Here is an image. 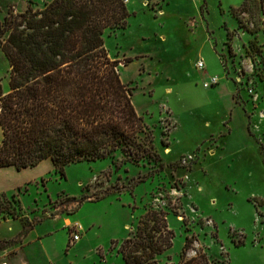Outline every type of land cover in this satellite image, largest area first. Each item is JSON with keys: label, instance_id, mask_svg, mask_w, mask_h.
<instances>
[{"label": "rangeland", "instance_id": "1", "mask_svg": "<svg viewBox=\"0 0 264 264\" xmlns=\"http://www.w3.org/2000/svg\"><path fill=\"white\" fill-rule=\"evenodd\" d=\"M51 1L0 0V20ZM244 1L126 4L128 25L107 28L105 46L160 160L133 163L117 153L70 163L65 177L50 160L0 169L8 190L19 186L0 199V217L19 213L23 227L19 238L0 241V252L14 256L37 242L26 251L35 264H48L49 254L56 264H125L119 246L155 210L174 231L159 264H179L188 236L190 256L264 264V4ZM10 70L0 47L5 93ZM213 76L218 82L204 86Z\"/></svg>", "mask_w": 264, "mask_h": 264}, {"label": "trees", "instance_id": "2", "mask_svg": "<svg viewBox=\"0 0 264 264\" xmlns=\"http://www.w3.org/2000/svg\"><path fill=\"white\" fill-rule=\"evenodd\" d=\"M129 17L123 0H52L0 20V47L11 67L9 91L0 83V167L23 170L51 160L65 177L70 163L117 153L133 163L160 160L105 46L104 31L125 28ZM173 238L165 215L153 210L118 251L125 264H159ZM192 244L188 236L179 264H213L206 253L190 256Z\"/></svg>", "mask_w": 264, "mask_h": 264}, {"label": "crops", "instance_id": "3", "mask_svg": "<svg viewBox=\"0 0 264 264\" xmlns=\"http://www.w3.org/2000/svg\"><path fill=\"white\" fill-rule=\"evenodd\" d=\"M131 1H133V0H131ZM2 139H3V130H2V127L0 125V142L2 141ZM46 161H49V160L43 161L40 164V166L39 165L38 166L39 167L43 166V164H45ZM38 166L33 167V168H26V169H35ZM49 166L50 165H48V167ZM10 167L16 169L13 166H10ZM10 167H0V169H2V168H10ZM26 169H23V170H26ZM23 170H17V171L20 172V171H23ZM18 187L19 186L15 187L13 190H8V188L3 183L0 182V195L3 194V193L14 192ZM79 224L81 225L82 228H84V223L79 222ZM15 225H20L18 218H13L12 217V218H7V219L0 220V241L6 240V239H17V238L20 237V234L22 232V228L23 227H22V225H20L21 228L19 229L18 233H16L14 229L11 230V228H13ZM33 229L34 228H32L31 231H29L28 235L26 236V239H28V241L34 240V239L29 237V234L32 232ZM7 231L10 232V233H8ZM86 233L87 232H85V234ZM37 238H38V236H37ZM82 239L80 238L78 240V243L82 242ZM34 243H37V242H34ZM34 243H32V244H34ZM32 244H30L29 246H31ZM29 246L26 248V251L29 249ZM26 251L23 252V253L20 252V253L14 254V256L11 255L10 253H7V252L6 253L5 252H0V261L2 259H9V260L17 261L16 264H35L34 260L29 256V254H27ZM47 261H48V264H56V262L53 260V258L51 257L50 254L48 256V260Z\"/></svg>", "mask_w": 264, "mask_h": 264}, {"label": "built area", "instance_id": "4", "mask_svg": "<svg viewBox=\"0 0 264 264\" xmlns=\"http://www.w3.org/2000/svg\"><path fill=\"white\" fill-rule=\"evenodd\" d=\"M123 1H124L125 4H127V3H129L131 0H123ZM197 65H198V67L202 68V67L204 66V62L200 60V61L197 63ZM217 82H218L217 77L213 76V77H211L208 81H206V82L204 83V86H213V85L216 84ZM74 239H75L76 241H78V240L80 239V235H79L78 233H75V235H74Z\"/></svg>", "mask_w": 264, "mask_h": 264}, {"label": "bare ground", "instance_id": "5", "mask_svg": "<svg viewBox=\"0 0 264 264\" xmlns=\"http://www.w3.org/2000/svg\"><path fill=\"white\" fill-rule=\"evenodd\" d=\"M39 166H40V165H39ZM39 166H38V167H39Z\"/></svg>", "mask_w": 264, "mask_h": 264}]
</instances>
